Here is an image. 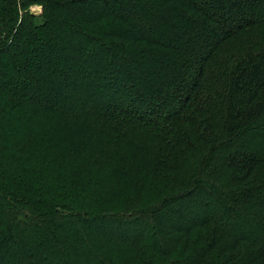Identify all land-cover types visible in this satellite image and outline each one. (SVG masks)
Listing matches in <instances>:
<instances>
[{
	"label": "trees",
	"instance_id": "trees-1",
	"mask_svg": "<svg viewBox=\"0 0 264 264\" xmlns=\"http://www.w3.org/2000/svg\"><path fill=\"white\" fill-rule=\"evenodd\" d=\"M0 264H264V0H0Z\"/></svg>",
	"mask_w": 264,
	"mask_h": 264
},
{
	"label": "rangeland",
	"instance_id": "rangeland-1",
	"mask_svg": "<svg viewBox=\"0 0 264 264\" xmlns=\"http://www.w3.org/2000/svg\"><path fill=\"white\" fill-rule=\"evenodd\" d=\"M31 11L34 13V14H41L42 13V11H43V8H42V6H40V5H34V6H32L31 7ZM36 34H34V36H35ZM32 42V41H31ZM34 42V44H35V46L36 45H40V43H38V42H36V41H33ZM24 44V43H23ZM23 44H22V46H23ZM28 44H30V43H28ZM79 45H81V44H78V43H75L74 44V48H77V49H79ZM31 46H33V44L31 45H29V47L31 48ZM84 49V48H83ZM83 49H81V50H83ZM22 59V62L19 60L18 62V64H19V66H20V69H21V65H24L23 64V59H25L24 58V56L21 58ZM36 59L37 60H42V63H43V65H47V63H49L50 62V59L48 58V52H47V50H44L43 51V53H41L38 57H36ZM22 63V64H21ZM2 79H4V78H2ZM18 79H20V80H22V79H24L22 76H18ZM51 86V85H50ZM49 87V86H48ZM31 88H33L32 86H30V89ZM51 88H52V86H51ZM53 88H54V85H53ZM65 88V87H64ZM51 90V89H50ZM66 90V89H65ZM65 90H63V91H65ZM55 91H57V89L55 90L54 89V92ZM52 93H53V91L51 90V91H49V92H43L42 94H40V93H36V94H34L35 95V97H36V99H38V100H40V99H43V100H46V101H48V102H52L53 101V99H54V96L52 97L51 95H52ZM65 94V96H63L62 94H60V98L63 100V101H67V99H69L68 97H69V94L66 92V93H64Z\"/></svg>",
	"mask_w": 264,
	"mask_h": 264
}]
</instances>
